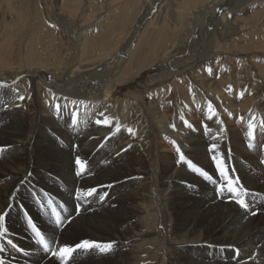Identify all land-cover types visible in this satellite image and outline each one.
Wrapping results in <instances>:
<instances>
[{
  "label": "bare ground",
  "instance_id": "1",
  "mask_svg": "<svg viewBox=\"0 0 264 264\" xmlns=\"http://www.w3.org/2000/svg\"><path fill=\"white\" fill-rule=\"evenodd\" d=\"M111 1L114 3L115 0ZM121 1L115 3L116 11L112 4L104 15L108 11L116 14L121 10ZM255 1L246 0L242 8L250 9L249 3ZM66 2L54 0L57 22L63 24L60 25L64 32L70 33V52L62 65L47 69L42 61L45 56L41 59L30 48L33 53H29L30 56L35 55L31 57L33 62L28 59L24 66L6 67L4 76L7 79L0 78L6 85L0 87V147L5 148L0 153V212L8 213V233L0 239L4 246L0 258L5 264H61L38 244L27 226V216H31L46 239L55 235L58 244L52 245L53 248L74 245L82 240L112 242L114 245L107 253L96 249L78 250L69 264H264V228L262 223L259 225L257 215L264 211V147H261L264 145V128L259 126V119L264 117V94L258 97L255 82L263 80L264 54L248 60L254 75L249 78L254 82L251 84L249 79L247 89L242 86L241 77L240 83L236 80L242 68L240 64L229 83L222 82L221 85L226 59H239L240 53H233V49L223 51L203 42L207 34L224 41V32L232 26L231 34L235 32L234 38L239 36V30L234 27L237 0H225L221 5L216 0H145L143 14H139L129 31L123 30L116 37L115 56L103 67L92 64L95 58L89 54L85 35L80 32L89 19L84 24L68 23V19L72 20L70 13L78 7L77 2ZM180 4L184 11L189 8L195 15L192 29L187 30L178 43L171 45L170 52L162 54L156 63L148 67L142 64L134 76L120 78L117 66L123 61L122 56L132 57L130 50L125 51L127 47L134 43L139 48L142 37L153 28L158 32L175 27L181 22L183 10H180ZM215 5L220 6L218 11L213 8ZM163 9L170 10L163 12ZM200 16H204L203 21ZM104 23L105 26L109 21ZM126 33L129 46L120 49L118 45ZM37 41L40 45L39 37ZM6 50L7 47H0V62ZM107 51L102 56L107 55ZM83 56L88 59L83 60ZM129 57L126 60L130 61ZM183 77L187 81L181 89L188 104L193 106L196 94L200 95V103L195 100L199 104L196 116L193 113L184 118L193 128L184 124L178 135L172 130L167 132L165 126L166 130H160L154 121L156 119L159 125L167 121L164 97L170 91L163 90L156 98L148 94ZM25 80L32 85H42L46 92L35 119L25 106L28 92ZM135 101L140 102L146 123L152 126L150 142L154 145V159L149 160L138 143L141 128L130 112V105ZM209 101L219 113L218 118H208ZM57 104L61 106L59 113ZM69 113L76 117L71 129L70 121L66 120ZM101 113L112 118L111 125L96 123L97 119H103ZM253 116L257 127L255 140L251 141L255 146L250 148L247 124ZM218 120H222L223 125ZM225 123H231L232 127L227 130ZM129 129L136 130L129 132ZM71 132L82 134L73 141ZM59 138L77 145L64 147L58 143ZM213 143L219 145L230 169L235 168L233 175L238 176L243 187L249 190L247 211L229 200L228 193H218L215 184L179 162L177 145L188 159L217 178L212 153L207 152V147ZM77 157L86 163V171L80 176L76 175ZM91 188L97 190L95 195L76 198L79 190ZM53 209L63 218L62 225H56ZM252 212L256 214L252 215ZM9 239L23 251L12 248L7 243ZM236 251L239 252L237 257L240 255L237 259Z\"/></svg>",
  "mask_w": 264,
  "mask_h": 264
},
{
  "label": "rangeland",
  "instance_id": "2",
  "mask_svg": "<svg viewBox=\"0 0 264 264\" xmlns=\"http://www.w3.org/2000/svg\"><path fill=\"white\" fill-rule=\"evenodd\" d=\"M66 1H67L66 3H68L69 1H71L73 3L77 2L76 5L78 7L77 9H75V11H72L70 13L72 20L70 21L68 19V23H70V22L73 23V21H74L75 24H84V22L89 19V21H88L89 24L88 23L85 24V26L81 29L80 32L83 35H85V36H83L84 39H86L85 47L88 46L90 48V49H88L89 54L91 55V57L95 58V62H93L92 64L96 63L95 66L102 64L101 67H103L105 62H107V63L112 62V60H113L112 58L115 56L116 51L114 52V50L116 47H114V45L116 43L115 40H117L116 37L120 36L119 34L124 32V31H129L131 26L135 25L136 19L140 16L139 14H141V15L143 14V12H142V11H144L143 3L145 0H135V1L134 0H128V3H124L125 0H122L123 2L122 1L120 2L121 3L120 6L122 9L118 10L116 12V14H115V11H116L115 8L117 6L116 2L117 1L119 2L120 0H115L114 3L111 0H76V1L66 0ZM137 1H138V4H137ZM139 1H140V3H139ZM216 1H218L219 5H221L223 3L222 1H225V0H216ZM245 1L246 0H240V1L237 0V2H236L237 4H235V6H234V7H237L236 9L238 10V13L236 15H234V18H237V21L234 22V24H235L234 27L239 30V31H237L239 36L234 38L235 32L231 34V32H233V29H232L233 26H232L231 29L224 32V35L222 36L224 41L221 40L222 39L221 37L216 38V40H217L216 41L215 39L212 38L213 35L209 34V37H210L209 38L207 36L208 35L207 34L204 37L205 40L203 39V42L204 43L207 42L206 45L212 44V46H214V47L216 46V47H218V49H222L223 51L231 52V50L233 49V51H232L233 53L234 52H236L238 54L240 53V57L241 56L243 57V58L241 57L242 60L240 59V57H239V59L238 58L232 59V60H231V58H228V60L226 59L225 68H224V70L225 69L226 70H225L223 76L225 78L227 77V79H225V78H224L225 80L220 79V81H221L220 83H221V85L223 84L222 82L229 83V81L231 80V78L235 74V69H239L237 67L240 64V67H242V68H241L239 76L236 80H237V82L240 83L241 82L240 80L243 79L241 84L245 89H247V87L250 86L249 84L250 83L252 84V82H254L250 79V78H253L254 75L252 74L253 70H252L251 66L249 65L250 63L248 62V60L250 61L249 58H254V56H257L259 54H262V53L264 54V2H263L264 0H256L253 3H249V4H251V5H249V7L250 6H252V7L250 9L244 10L242 7L245 6L244 5ZM133 3L134 4L136 3L135 7H134ZM112 4H115V6L113 5V7H114L113 9H115V11H112L111 13H109V11H108L107 15H104L105 11H107V9L112 6ZM107 5H109V6H107ZM217 6L215 5L213 8L219 9L220 6H218V7ZM53 7H54V0H0V9H1L0 10V47H5V48L7 47L8 48V50H6L4 52L6 55L4 53L1 55L3 58V60L1 61L2 63L0 62V76H1L0 78L1 79H4V80L7 79L6 75L4 76V74L7 73L6 72L7 70H5L6 67L10 68L13 66L14 67L24 66L28 59H29L28 60L29 62H33L32 60H34L33 58L35 57L36 54H38L41 59L45 56L42 59V61H43L44 66L47 69H52V67L54 68L55 66L57 67L58 65L59 66L62 65L63 60L65 59L66 55L70 52L69 39H68L70 33L64 32V28H63V26H61L63 24L60 22H57L55 7L54 8ZM125 7H127V9ZM179 7H181L180 10L184 11V9H182L181 4ZM128 8H131V9H128ZM213 8H212V10H214ZM186 9H187V12H186ZM186 9L184 12L182 11L183 13L179 10L181 12V15H180V19H181L180 21L181 22H177L175 27H171V28L168 27L167 30H165V31L160 29V30H158V32L153 28V29H151L152 31L154 30L153 33L156 31L155 32L156 34L154 33V35H153L151 30H150V33H147V34L145 33V36L146 35H149V36L145 37L143 35L144 37H142L143 38L142 39V45L139 48H137L138 46L134 43L132 45H130L132 47L129 48L130 47L129 43H128L129 42V38H128L129 35L127 33L125 36L122 37L121 42L118 45V47H120V49H121L122 47L128 45L129 47H127V49L125 51L128 52V50H130V55L133 58L132 57L130 58L127 54H125L124 57L122 56L123 61L119 62L118 66H117L118 70L120 69L119 70L120 71V78L134 76L135 74H137V71L139 70V68L142 67V64H143V66L147 65V67H148V66H151L153 63H156L158 58H161L162 54L165 55L164 53L170 52L169 50H171V48H170L171 45L173 46L175 43H178L183 38V36L186 34L187 30L192 29L195 15L193 13L192 14L190 13L189 8H186ZM218 9H217V11H218ZM101 10H102V12H101ZM163 10H164L163 12H166V10L169 11L170 9H166V10L163 9ZM251 11H253V12H251ZM255 11L258 14H256ZM241 12H243V13H241ZM250 12L252 15L250 14ZM112 15L114 16L113 18H111ZM89 16H90V18H89ZM250 16H251V18H250ZM109 17H110V19H108ZM104 20L109 21V23L105 26H104V24H105ZM176 20H178V18ZM203 20H204V16H200V21H203ZM238 21H239V23H237ZM55 22H57V23H55ZM58 23H59V25H58ZM236 23H237V25H236ZM55 24H57V25H55ZM230 30H232V31H230ZM167 31H168V33H166ZM159 32H161L162 34ZM229 33H230V35H229ZM176 35H177V37H176ZM36 36H38L40 38V41H39L40 45H38V41H37L38 37H36ZM228 36L231 37L230 38L231 41L228 40V38H229ZM162 37H164V38H162ZM210 39H211V41H209ZM33 40H35L36 42ZM149 40H150V43H149ZM161 40H163V41H161ZM29 42H32V43L29 44ZM236 42H237V44H236ZM37 46H39V48ZM30 48L33 51V53L35 54L34 57L30 56V54H33L31 52ZM34 49L36 50V52ZM44 49H46V51ZM48 49L50 52L48 51ZM108 49H110L109 50L110 52L107 51ZM261 49H263V50H261ZM149 50H150V53L148 54ZM105 51L108 52L107 55L102 56V54L106 53ZM249 51L253 55H251V53ZM6 52L8 53V56H7ZM111 52H113L114 54ZM25 54H26V56H25ZM27 54H29V57H27ZM110 54H111V56H110ZM38 55L36 56L37 58H39ZM55 56H56V59H55ZM31 57H33V58H31ZM128 57L130 58V61L126 60V59H128ZM85 58L86 57L83 56V60H85ZM110 58L112 60H110ZM137 58H138V60H137ZM142 58H144V59H142ZM245 58H247V59H245ZM86 59H88V56ZM53 60H55V62ZM239 61H241V63ZM124 63H125V65H124ZM120 64H121V66H120ZM263 64H264V62H263ZM234 66H236V67H234ZM123 67H124V69H123ZM125 67H126V69H125ZM129 71H130V73H129ZM250 74H251V76H250ZM239 77H241V79ZM242 77H244L245 79ZM249 79L251 80V82ZM186 81H187V79H185L184 77L181 79H175V80L169 82V84L167 86L160 87L159 89L155 90L154 92H151L150 94H148V96L150 95L149 97L156 98V97H158V95L163 90L168 89L170 91V93L164 97V105L166 107L165 112H166V120L167 121L165 123H162L161 124L162 126H161V125H159L158 121L155 119V116L152 115V117L155 119L154 120L155 125L157 127H159V129L161 128L160 130H166V129H164V126H165L167 128V132L172 130L171 132H175V133L177 132L176 134L180 135L179 134L180 131H182L184 129L182 127L185 124L183 120H186L184 118H187L188 115L193 114V113L195 116L197 115L196 111H198L197 106L199 105V104L197 105V103L198 102L200 103V101H199L200 95L198 96L196 94L195 100L197 101V103L194 100V102H195V103H193L194 107L192 106V104H190V103L188 104V101L186 100L185 95L183 93V89H181L182 86L186 85ZM25 82L27 83V86H28L27 87L28 92H27V97H26V101H25V106L27 107V112L29 113L31 118L35 119L39 106L45 101L44 96H46L45 95L46 92H45L44 87H42V85L40 87V86L32 85L27 80H25ZM181 82H182V84H181ZM255 82H257L256 83L257 84L256 88H257V92H258L257 95H258V97H261L264 94V75H263V80L262 79L258 80V81L256 80ZM155 93L157 94V96L155 95ZM199 94H201L200 91H199ZM139 106H140L139 101H135V102L131 103L130 112L131 111L133 112V113L131 112V115L133 114L132 116H134L135 119L137 118L135 121L136 125L139 126V128H141L142 133L138 137L139 146L142 145V146H140V149L142 148L141 149L142 153L145 154V156L150 160V158H152V157H153L152 159H154V155H152V154H154L153 151H155L154 145H153V143H151L152 142V138H151V136H152V128L151 127L152 126H151V124L149 125L146 123L147 121L145 120L146 117H144V112L142 111V109ZM138 108H140V109H138ZM187 108H189V109H187ZM138 110H140V111H138ZM167 112H168V114H167ZM138 114H141L143 118L141 117V115H138ZM136 116H138V117H136ZM68 117L69 118L66 120L70 121L69 128L71 129L72 125L74 124L73 120L76 121V117H71L70 113H69ZM181 117H183V119H181ZM167 122H168V124H167ZM90 124H92V123H90ZM164 124H166V125H164ZM86 125H88V124L86 123ZM173 125H175V127H173ZM225 127L228 130L229 128L232 127V124L231 123L230 124L225 123ZM180 128H181V130H180ZM134 130H136V129H134ZM134 130H132V131H134ZM81 134L82 133H80V132H77V133L71 132V134H70L71 139L73 141H76L77 137H79ZM231 134H233V133H231ZM235 137H237L236 134H235ZM150 140H151V142H150ZM58 143L60 145H63L64 147H67V146H75L76 147V145H77V143H75V142H70L68 144V143L64 142L61 138L58 139ZM132 145H134V144H132ZM261 147H264V145L263 146L261 145ZM208 149H209V147H207V152L210 153ZM260 151H261V149H260ZM256 196H257V193L255 194L254 197H256ZM257 215H258V217H260L259 218L260 219L259 225L261 226V223H262L261 227L264 228V225H263L264 224V211L257 213ZM236 252L237 253H235V255H236V259H237V258H239L240 255L237 257L239 252L238 251H236Z\"/></svg>",
  "mask_w": 264,
  "mask_h": 264
},
{
  "label": "snow or ice",
  "instance_id": "3",
  "mask_svg": "<svg viewBox=\"0 0 264 264\" xmlns=\"http://www.w3.org/2000/svg\"><path fill=\"white\" fill-rule=\"evenodd\" d=\"M6 86L4 82H0V87ZM229 92H231V86H229L228 89ZM241 97L243 96V92L240 94ZM20 99H24V97H19ZM57 113L60 112L61 106L57 104L56 106ZM208 112L209 116L208 118L211 120L213 117H219V113L216 111L215 106L209 101L208 102ZM103 119H97L96 123L100 124H106L111 125L112 124V118L104 116L103 113L100 114ZM231 115V113H229ZM183 119V117H181ZM240 120L243 121V117H240ZM73 123H75V120H73ZM185 126L188 128H193V125L189 123L188 121H184ZM218 123L223 125L222 120H218ZM259 126L264 128V117H261L259 119ZM175 127V125H173ZM207 127V126H205ZM247 127L249 129L248 136L250 138L249 147L252 148L255 145L251 142L255 140V128L257 127L256 124V117L253 116L247 124ZM129 132H132L131 129H129ZM172 143L175 144V141ZM211 155V160L213 161L215 165V169L218 172V177L214 178L211 176L207 171H205L203 168L199 167L197 164L193 163L190 159H188L184 153L181 151L180 146H176V152L178 153L179 162L185 163L193 172L199 174L204 179L210 181L211 183L216 185V189L218 193L224 194L225 192L229 194L228 199L234 200L235 203H237L241 208L245 209L246 211L249 209V203L247 201V196L250 195L249 190L244 188L243 185L240 183V178L238 176H234L233 173L235 172V168L229 167L228 163L226 162L224 153L219 151V145L213 143L210 148L208 149ZM5 148L0 147V153L4 152ZM230 153V149H229ZM75 164L78 168V171L76 172L77 176L83 175L86 171V163L82 161L79 157L76 158ZM97 190L95 188L87 189V190H79L77 193V199H86L87 197H92L95 195ZM47 196V193L45 194ZM103 199V197H100ZM49 205H51V201L49 200ZM43 207V205H41ZM53 213L55 214L56 225H62L63 224V218L61 215L53 209ZM252 215H255V212L251 213ZM8 215L7 212H0V239H4L8 233V228L6 226V216ZM27 216V214H26ZM27 226L30 228L32 233H34L35 237L37 238V242L39 245L42 246V250L45 253H49L52 257L58 259L61 264H69V261L72 259L73 254L77 252L78 250H92L96 249L100 251L101 253H107L110 252L114 245L112 242H97L93 240H82L79 243H76L74 245H59L56 248H53L52 245L58 244V241L53 235L51 239H46V235L42 233L40 228L37 226V224L33 221L31 216H27ZM7 243L12 246V248L17 249V251H23L22 248H18L16 244L12 242V240H7ZM4 251V246L0 244V252ZM0 264H5V261L3 258H0Z\"/></svg>",
  "mask_w": 264,
  "mask_h": 264
}]
</instances>
